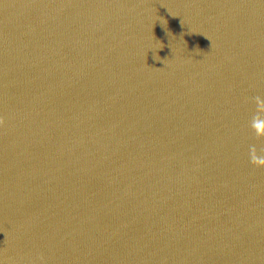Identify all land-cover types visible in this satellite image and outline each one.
Instances as JSON below:
<instances>
[{"label": "water", "instance_id": "water-1", "mask_svg": "<svg viewBox=\"0 0 264 264\" xmlns=\"http://www.w3.org/2000/svg\"><path fill=\"white\" fill-rule=\"evenodd\" d=\"M264 0H0V264H264Z\"/></svg>", "mask_w": 264, "mask_h": 264}, {"label": "clouds", "instance_id": "clouds-1", "mask_svg": "<svg viewBox=\"0 0 264 264\" xmlns=\"http://www.w3.org/2000/svg\"><path fill=\"white\" fill-rule=\"evenodd\" d=\"M253 127L258 132V134H264V120L254 121Z\"/></svg>", "mask_w": 264, "mask_h": 264}]
</instances>
